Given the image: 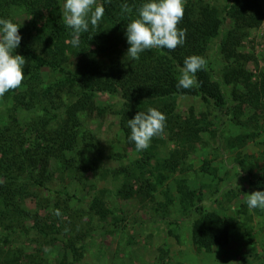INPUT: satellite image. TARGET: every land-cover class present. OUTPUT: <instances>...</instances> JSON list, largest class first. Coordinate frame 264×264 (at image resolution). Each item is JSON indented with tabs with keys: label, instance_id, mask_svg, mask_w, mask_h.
<instances>
[{
	"label": "rangeland",
	"instance_id": "374dc122",
	"mask_svg": "<svg viewBox=\"0 0 264 264\" xmlns=\"http://www.w3.org/2000/svg\"><path fill=\"white\" fill-rule=\"evenodd\" d=\"M192 1L215 5L223 12L230 0ZM254 1L262 11V23L239 31L237 52L259 86L264 82V0ZM97 4L95 0L93 7ZM25 20L21 15L19 21ZM231 27L226 20L204 57L213 80L222 86L227 104L219 109L196 97L177 99L181 122L188 120L192 110L196 118L209 124V130L192 143L175 138L176 131V135L165 131L158 136L148 166L136 172L139 179L160 180L161 184L155 183L156 190L146 195L144 188L140 189L141 182L131 180L132 195L127 199L118 195L122 177L115 179L109 172L131 167L144 157V150L125 144L117 114L120 93H98L95 104L115 113L81 116V130L92 134L100 148L99 156L92 147L84 148L82 162H94L96 173L64 171L52 161L51 181L43 189L34 187V193L23 202L28 217L18 221L0 218V264H264V210L249 209L245 202L246 195L253 192L249 181L264 176V93L258 87V103L252 106L232 96L234 89L242 97L249 95L242 85L223 83V71L231 61L223 57L219 42ZM83 63L70 56V68ZM40 78L45 86L61 75L43 68ZM8 106L0 98V115ZM16 115L21 125L32 118L23 109ZM204 161L215 177L203 173ZM189 191L197 198L184 195ZM97 197L106 210L105 219L91 210ZM199 208L217 213L230 225L227 243L210 252L197 251L191 242V227Z\"/></svg>",
	"mask_w": 264,
	"mask_h": 264
},
{
	"label": "trees",
	"instance_id": "16d2710c",
	"mask_svg": "<svg viewBox=\"0 0 264 264\" xmlns=\"http://www.w3.org/2000/svg\"><path fill=\"white\" fill-rule=\"evenodd\" d=\"M97 1V5L104 7L102 20L96 26L90 25L89 31L81 34L79 47H72L69 44L71 30L62 15L63 0H0V18L10 19L20 26L18 31L22 40L14 54L26 59L21 86L0 97L9 105L0 115L2 219L18 221L28 217L23 202L34 193V187L43 189L51 181L52 161L64 171L96 173L94 162L91 165L82 162L81 151L84 148L92 147L98 156L100 148L92 134L81 130V116L90 118L104 116L109 111L115 113V110L108 111L106 107L95 104L94 98L98 93H120L121 108L117 114L125 144L133 150L136 148L128 138L130 129L127 120L148 108H156L166 115V126L162 133H177L175 138L179 137L183 143L198 141L200 133L209 130V124L196 118L192 110L188 120L181 122L177 113V99L196 97L221 109L227 104L222 86L213 80L206 66L196 73L199 86L177 89L176 85L184 59L192 55L204 58L212 41L221 34L226 20L230 21L232 27L222 36L219 50L231 64L223 71V83L242 85L249 95L242 97L234 89L232 96L241 103H252V106L258 103V90L264 93V82L257 86L252 81L245 70L244 58L237 52L239 31L256 28L262 23V11L254 0H230L223 12L209 3L185 0L183 19L178 25L186 31L184 44L174 50H145L138 60H130L127 56L129 45L125 32L126 25L136 18V9L143 0ZM125 4L129 7L127 12L124 11ZM21 15L26 19L23 22L19 21ZM70 56L83 60V65L70 68ZM43 68L60 74L61 78L43 86L44 83L40 81ZM18 109L32 114L27 124L18 122ZM158 136L152 138L153 144L144 150V157L134 161L131 167L120 166L109 172L115 179L122 177L117 193L123 199L133 193L131 180L140 181V189L144 188L146 195L156 190L155 183L161 184L160 180L150 182L137 176L153 157ZM236 139L244 142L240 136ZM201 170L212 177L216 175L208 161L203 162ZM106 173H100L103 175L101 178ZM249 184L253 191L264 190V176L251 179ZM187 194L197 198L193 191L184 192V195ZM91 210L105 219L106 210L101 198L94 199ZM197 211L198 216L191 227L194 248L210 252L214 247L225 245L229 223L215 212L201 208ZM32 221L36 227L37 222Z\"/></svg>",
	"mask_w": 264,
	"mask_h": 264
},
{
	"label": "clouds",
	"instance_id": "9594fccd",
	"mask_svg": "<svg viewBox=\"0 0 264 264\" xmlns=\"http://www.w3.org/2000/svg\"><path fill=\"white\" fill-rule=\"evenodd\" d=\"M95 0H63L65 24L71 30L69 44L79 47L80 36L96 26L103 18L104 7ZM185 0H143L136 9V18L126 25L127 56L138 60L148 49L159 48L174 50L185 42L186 31L178 25L183 19ZM124 11H129L127 4ZM20 26L10 19L0 18V97L10 90L21 86L24 80L26 59L14 54L22 40L18 29ZM206 60L198 55L184 59L183 67L177 81V89L199 86L196 73L203 70ZM166 115L156 108L138 111L127 120L130 129L129 140L135 144L137 151L149 148L152 138L160 135L166 126ZM245 202L249 209L264 210V190L247 194ZM57 215L59 211L57 210Z\"/></svg>",
	"mask_w": 264,
	"mask_h": 264
}]
</instances>
